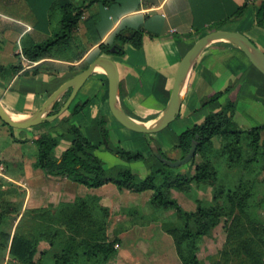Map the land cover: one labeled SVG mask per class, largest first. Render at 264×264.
Listing matches in <instances>:
<instances>
[{"label": "crops", "instance_id": "obj_1", "mask_svg": "<svg viewBox=\"0 0 264 264\" xmlns=\"http://www.w3.org/2000/svg\"><path fill=\"white\" fill-rule=\"evenodd\" d=\"M262 1L0 0V64L23 65L22 71L10 80L0 76V97L12 115L26 119L64 82L88 67L100 55L98 47L102 43H113L117 31L126 30L125 34L130 36L131 30H141L143 36L140 47L127 43L126 53L113 57L121 76L123 108L142 121L155 123L167 107L182 60L200 37L218 29L240 31L264 50V25L255 23L256 11ZM66 2L84 7L71 50L39 61L26 58L23 54L24 46L44 43L59 28L62 17L60 6ZM244 5H247L244 12L237 16L238 9ZM220 23L221 26L217 29L216 26ZM81 53L83 54L80 55ZM35 66L40 67L38 73L32 71ZM227 87L230 90L218 102L199 110L209 107L216 109L220 106L219 102L224 103L229 98L236 100L234 117L241 113V98L246 102V109L255 108L249 102L264 107V74L232 43L215 42L203 50L193 69L180 116L196 112L204 97ZM76 100H88V104L81 112L72 116L71 120L84 114L87 109L91 110L94 123L91 134L100 137V113L103 110L107 112L110 107L106 72L96 69L79 91L75 102ZM69 113L68 111L67 115ZM246 113L253 117L252 113ZM206 115L201 114L202 120ZM55 129L66 132L68 124L59 125ZM2 133L5 138L10 139H5L8 147L6 146L4 155L0 148V161L16 162L18 165L21 163L24 168L18 171L20 167H16L10 175H1L19 185L25 192L24 210L57 204L62 200H73L78 195L87 194L100 196L106 206L117 205V209L122 212L124 206L132 204L135 207L150 202L152 190L121 191L112 182L94 190L85 188L79 191L76 181L66 176L49 174L35 166V159L23 151L26 145L35 144L34 140L25 143L14 140V137H30V131L18 128L12 130L0 119V134ZM69 145L70 143L62 145L60 151L56 150V154L59 155ZM10 147L14 151L5 156ZM0 165L4 168L5 163ZM175 192L171 189L174 198ZM123 214L127 215L126 212Z\"/></svg>", "mask_w": 264, "mask_h": 264}, {"label": "trees", "instance_id": "obj_2", "mask_svg": "<svg viewBox=\"0 0 264 264\" xmlns=\"http://www.w3.org/2000/svg\"><path fill=\"white\" fill-rule=\"evenodd\" d=\"M246 6L238 9L237 16L244 12ZM60 8L62 17L55 33L44 43L24 46L23 54L29 60L39 61L71 50L84 7L66 2ZM255 23L264 25V0L257 8ZM220 26L221 23L216 28ZM125 32L126 30L117 31L113 43H102L98 47V54L124 55L125 44L141 46V30H131L130 36ZM22 69L21 63L10 66L0 64V76L10 80ZM32 71L38 73L40 67L35 66ZM229 90L230 87H227L207 95L197 110L218 102ZM70 92L71 89L66 91L58 101L56 111L67 100ZM87 104L88 100L77 103L74 100L71 107L57 120L25 129L32 135L27 138L14 137V140L24 143L32 139L38 144L39 151L35 161L37 168L49 174L66 176L92 190L110 182L116 184L121 191L152 190L150 202L155 210L176 209L180 216L179 225L168 232L174 239L182 264H201L200 241L222 223L228 229L230 222H234L242 237L238 241V247L234 248L235 254L242 258L245 264H264V254L258 248V243L253 237L245 236L249 227L256 229L260 222L256 211L253 210L257 205L253 203L257 193V180L242 176L234 187H228L227 180L220 177L216 163L217 157H223L230 169L240 167L250 170L259 155H264L261 133L264 125L250 130L241 129L234 119L236 100L229 98L224 104L220 103L218 110L209 112L203 120L179 133L176 147L181 150L183 156L189 153L193 142H197L196 155L192 161L197 157L200 161L192 175L189 173L192 161L177 166L174 164L176 160L157 146L155 151L162 164L146 176L140 177L130 168H107L95 153L98 145L83 133L79 125L71 123V117L81 112ZM57 122L58 126L68 124L67 131L52 135L42 130ZM103 123L104 119L101 117V132L107 137V129ZM215 137L222 138L220 147L214 145ZM62 139H68L70 145L57 155L56 149ZM245 140H248L247 144ZM114 152L125 159H139L144 156L141 151L115 149ZM2 162L5 163L3 173L7 175L16 167L22 166L21 163L18 165L11 162L13 168H10L6 160L0 161V164ZM193 185L211 187L213 197L211 202L199 201L195 211H188L172 197L171 189L189 193ZM24 197L25 192L19 185L0 174V256H6L10 247V264H112L117 261V245L121 244V239L110 235L111 211L100 203L98 196L78 195L73 200H62L57 204L26 209L12 236L11 231L23 208ZM192 222L195 228H192ZM42 243H47L49 247H41ZM243 254L245 256H242Z\"/></svg>", "mask_w": 264, "mask_h": 264}, {"label": "rangeland", "instance_id": "obj_3", "mask_svg": "<svg viewBox=\"0 0 264 264\" xmlns=\"http://www.w3.org/2000/svg\"><path fill=\"white\" fill-rule=\"evenodd\" d=\"M77 102L78 101L76 100V103ZM220 103L221 102H219V105ZM249 103H252L255 108L252 110L246 109V102L241 98L239 101L241 115L239 114L234 117L239 127L244 130H250L253 127L262 126V124L264 125L263 105L261 106L254 102ZM219 108L220 106H217L216 109L209 107L202 111H194L191 115L189 113L186 116L181 115L168 127L154 133H141L127 128L116 119L111 112L110 107L107 112L104 110L101 111L99 118V120L101 117L104 119L103 125L107 129V137L103 134H101L100 137L91 134L94 123L92 121L91 110L89 109H87L81 116H77L75 120H71V123L79 126L81 124L80 127L83 133L94 144L98 145L95 153L103 160V163L107 168H130L140 177H144L150 173L151 170L162 164V160L156 154L155 147L160 146L170 158L175 160L181 159L184 157L183 153L176 147L179 133L202 120V113L208 114ZM246 112L252 113L251 115H253V117L251 118ZM99 126L101 129L100 124ZM56 127H58V125L53 124L42 130L49 132L52 135H57L58 133H61L62 130H56ZM14 129L15 128L12 130ZM261 133L263 142L264 128ZM5 139L8 140L10 137L5 138L4 133L0 134V148L3 155L6 152L5 149L7 146ZM214 140L215 141L213 142L216 147H220L223 143V140L220 137H215ZM247 142L248 140H245L246 144ZM69 143L70 141L68 139H62L56 150L60 151L62 145ZM115 149L141 151L144 156L139 159H125L115 153ZM8 150L9 152L5 154V156L14 151V148L10 147ZM23 151L36 161L38 144H28L23 148ZM199 161L200 158L197 157L190 163L189 173L191 175L194 173L195 167ZM216 163L220 171V177L223 180H227L228 187H234L242 176L257 180V193L253 199V203H257V205L253 210L256 211L260 222L257 224L256 229L249 227L248 230H246L247 232L245 236L249 238L253 237L258 243V248L264 254V155H259L258 160L252 163L251 168L248 171L240 167L235 169L228 168L226 160L223 157H217ZM8 166L13 168L11 162L8 163ZM22 168H24V166H20L18 171ZM0 171L3 173L4 168H0ZM77 185L79 191L85 188L90 189L78 182ZM174 190L176 191V199L182 207L188 211H195L199 201L211 202L213 197L212 188L209 186L197 187L196 185H193V188L189 193L178 189ZM98 197L100 198V203L103 206H106L102 203L101 197ZM109 208L111 211L109 219L110 235L112 237H120L121 239V244L117 245L119 249L117 261L112 264H182L176 251L174 239L168 232L169 229L179 225L181 221L176 209L157 211L153 208L151 202L147 204L141 203V205L135 207L130 204L123 207V211L127 214L125 215L123 214L124 212L117 209V205L110 206ZM25 210L22 208L20 215L15 221V226L11 231L12 236L14 235L15 227ZM130 212H132L133 215ZM191 225L192 228H195L193 222ZM228 227V229L225 228L222 223L213 229L209 236L204 237L200 241L199 257L201 264H245L243 259L238 257L234 252V248L238 247V241L242 237L238 233V230H236L234 222H230ZM229 235L231 239L229 238ZM41 247L48 248L49 245L47 243H42ZM9 250L10 247L7 249L6 256H0V264H10ZM242 256L245 255L243 254Z\"/></svg>", "mask_w": 264, "mask_h": 264}, {"label": "water", "instance_id": "obj_4", "mask_svg": "<svg viewBox=\"0 0 264 264\" xmlns=\"http://www.w3.org/2000/svg\"><path fill=\"white\" fill-rule=\"evenodd\" d=\"M215 42H229L242 50L253 65L264 74V50L248 35L240 31L218 29L200 37L182 60L174 80L170 100L162 116L155 123L139 120L129 114L121 103V76L117 61L112 55H99L87 68L78 72L64 82L44 104L28 118L18 120L8 111L0 97V119L8 126L18 129H29L45 122H53L65 113L76 99L79 91L93 75L99 65L103 66L109 80V105L111 112L127 128L141 132L154 133L168 127L176 120L185 101L193 69L203 52ZM71 89L70 95L63 105L56 111V105L66 91ZM197 142L194 141L188 154L174 162L177 166L188 164L196 155Z\"/></svg>", "mask_w": 264, "mask_h": 264}, {"label": "bare ground", "instance_id": "obj_5", "mask_svg": "<svg viewBox=\"0 0 264 264\" xmlns=\"http://www.w3.org/2000/svg\"><path fill=\"white\" fill-rule=\"evenodd\" d=\"M97 71H102V72L104 71V72H106L105 68L103 66H101V65H99L97 67ZM13 116H14L15 119H18V120H22L24 118V117L17 116V115H14V114H13Z\"/></svg>", "mask_w": 264, "mask_h": 264}, {"label": "built area", "instance_id": "obj_6", "mask_svg": "<svg viewBox=\"0 0 264 264\" xmlns=\"http://www.w3.org/2000/svg\"><path fill=\"white\" fill-rule=\"evenodd\" d=\"M1 169H3V166L1 165V167H0ZM0 174H2V172L0 171Z\"/></svg>", "mask_w": 264, "mask_h": 264}]
</instances>
